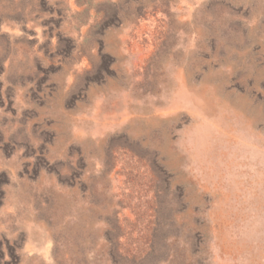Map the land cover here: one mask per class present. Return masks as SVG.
I'll use <instances>...</instances> for the list:
<instances>
[{
  "label": "rangeland",
  "instance_id": "1",
  "mask_svg": "<svg viewBox=\"0 0 264 264\" xmlns=\"http://www.w3.org/2000/svg\"><path fill=\"white\" fill-rule=\"evenodd\" d=\"M0 264H264V0H0Z\"/></svg>",
  "mask_w": 264,
  "mask_h": 264
}]
</instances>
